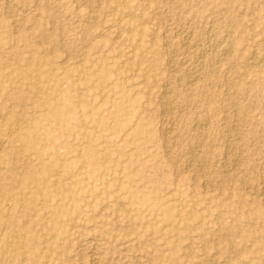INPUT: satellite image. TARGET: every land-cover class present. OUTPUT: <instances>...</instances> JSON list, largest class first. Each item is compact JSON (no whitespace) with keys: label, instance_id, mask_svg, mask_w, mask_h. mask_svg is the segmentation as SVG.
Returning <instances> with one entry per match:
<instances>
[{"label":"rangeland","instance_id":"obj_1","mask_svg":"<svg viewBox=\"0 0 264 264\" xmlns=\"http://www.w3.org/2000/svg\"><path fill=\"white\" fill-rule=\"evenodd\" d=\"M0 264H264V0H0Z\"/></svg>","mask_w":264,"mask_h":264},{"label":"bare ground","instance_id":"obj_2","mask_svg":"<svg viewBox=\"0 0 264 264\" xmlns=\"http://www.w3.org/2000/svg\"><path fill=\"white\" fill-rule=\"evenodd\" d=\"M11 1V0H10ZM231 52V51H230ZM256 57V56H255ZM254 59V58H253ZM175 60V59H174ZM191 74V73H190ZM188 75H189V73H188ZM191 75H193V74H191ZM181 80V79H180ZM197 80V79H196ZM189 82V81H188ZM18 124V123H17ZM65 205H66V203H65ZM96 263V262H95Z\"/></svg>","mask_w":264,"mask_h":264}]
</instances>
